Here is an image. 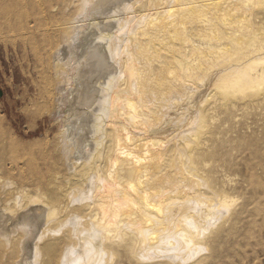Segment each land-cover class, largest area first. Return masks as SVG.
<instances>
[{
	"label": "bare ground",
	"instance_id": "bare-ground-1",
	"mask_svg": "<svg viewBox=\"0 0 264 264\" xmlns=\"http://www.w3.org/2000/svg\"><path fill=\"white\" fill-rule=\"evenodd\" d=\"M0 14L23 32L49 21L37 53L57 121L43 168L0 143V264H219L247 208L211 161L209 110L264 104V0H0ZM213 77L194 126L143 137Z\"/></svg>",
	"mask_w": 264,
	"mask_h": 264
},
{
	"label": "rangeland",
	"instance_id": "rangeland-1",
	"mask_svg": "<svg viewBox=\"0 0 264 264\" xmlns=\"http://www.w3.org/2000/svg\"><path fill=\"white\" fill-rule=\"evenodd\" d=\"M123 17L119 19L126 20ZM4 21L0 14V143L6 148L14 145L20 155L31 152L32 156L28 158L32 160L34 157L35 165L43 168L41 153L53 150L52 140L57 133V121L46 114L45 103L41 100L46 57L37 53L41 45V30L50 23L42 21L43 24L40 22L37 30L30 33L20 29L26 24L25 19L11 18L9 26ZM41 57L42 65L39 64ZM213 80L214 77L211 82L201 84L191 105L183 102L165 113L164 119L156 122L153 128L155 133L144 134L143 137L171 138L187 129L191 119L194 126L195 113L202 107ZM241 107L236 111H224L219 106L209 110V115L214 118L213 127L219 128L215 142L218 154L211 161L222 167L217 173L219 177L224 171L234 180L239 188L234 195L241 197L238 203H245L240 205L247 208L236 234L225 241L217 262L264 264V104L253 109L241 110ZM179 117L182 118L178 121ZM210 144L211 141L207 143Z\"/></svg>",
	"mask_w": 264,
	"mask_h": 264
},
{
	"label": "water",
	"instance_id": "water-1",
	"mask_svg": "<svg viewBox=\"0 0 264 264\" xmlns=\"http://www.w3.org/2000/svg\"><path fill=\"white\" fill-rule=\"evenodd\" d=\"M2 96V93L0 92V97Z\"/></svg>",
	"mask_w": 264,
	"mask_h": 264
}]
</instances>
